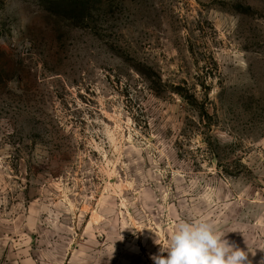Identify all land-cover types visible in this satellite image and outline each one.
I'll return each mask as SVG.
<instances>
[{
	"label": "rangeland",
	"instance_id": "374dc122",
	"mask_svg": "<svg viewBox=\"0 0 264 264\" xmlns=\"http://www.w3.org/2000/svg\"><path fill=\"white\" fill-rule=\"evenodd\" d=\"M198 219L264 261V0H0V264Z\"/></svg>",
	"mask_w": 264,
	"mask_h": 264
},
{
	"label": "clouds",
	"instance_id": "9594fccd",
	"mask_svg": "<svg viewBox=\"0 0 264 264\" xmlns=\"http://www.w3.org/2000/svg\"><path fill=\"white\" fill-rule=\"evenodd\" d=\"M225 236L209 220H181L167 248L161 247L151 259L154 264H252L248 251Z\"/></svg>",
	"mask_w": 264,
	"mask_h": 264
}]
</instances>
